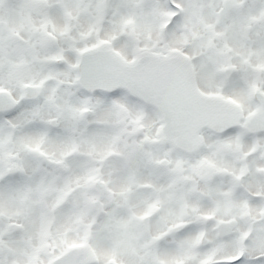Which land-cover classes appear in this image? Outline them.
Segmentation results:
<instances>
[{"label": "snow or ice", "instance_id": "6c2138e0", "mask_svg": "<svg viewBox=\"0 0 264 264\" xmlns=\"http://www.w3.org/2000/svg\"><path fill=\"white\" fill-rule=\"evenodd\" d=\"M0 264H264V0H0Z\"/></svg>", "mask_w": 264, "mask_h": 264}]
</instances>
